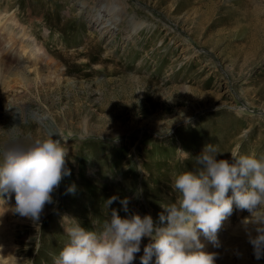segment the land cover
<instances>
[{"label": "rangeland", "instance_id": "rangeland-1", "mask_svg": "<svg viewBox=\"0 0 264 264\" xmlns=\"http://www.w3.org/2000/svg\"><path fill=\"white\" fill-rule=\"evenodd\" d=\"M102 5L116 21L96 29L88 16ZM3 24L18 51L24 34L50 60L2 55L0 146L58 131L70 175L38 222L15 213L14 192L0 194V264H53L64 225L98 231L113 209L166 226L173 177L197 171L206 145L230 163L233 152L264 158V0H0ZM250 215L233 205L228 255L214 253L215 264H264ZM153 242L142 238L132 264Z\"/></svg>", "mask_w": 264, "mask_h": 264}, {"label": "clouds", "instance_id": "clouds-1", "mask_svg": "<svg viewBox=\"0 0 264 264\" xmlns=\"http://www.w3.org/2000/svg\"><path fill=\"white\" fill-rule=\"evenodd\" d=\"M187 119L186 118V122ZM58 131L51 130L27 142L16 140L0 146V194L15 193V213L38 222L46 204L52 203L51 193L65 175L67 151ZM215 145H206L195 157L197 171H184L173 177L172 187L178 200L162 205L159 216L166 226L155 227L150 215L133 214L121 218L116 209L97 231H86L78 222L65 227L66 243L53 256V264H132L140 252L143 237H150L140 257L141 264H215V254L202 251V234L218 246L217 232L233 212V205L247 210L244 225L254 226L257 235L247 229L248 241L256 260L264 258V158L252 154L231 153L232 161L217 159ZM189 156L188 154H185ZM231 189L232 195L228 196ZM75 186L68 189L74 193ZM118 200L110 197L106 207ZM128 212V199L121 200ZM166 213V214H165Z\"/></svg>", "mask_w": 264, "mask_h": 264}, {"label": "bare ground", "instance_id": "bare-ground-1", "mask_svg": "<svg viewBox=\"0 0 264 264\" xmlns=\"http://www.w3.org/2000/svg\"><path fill=\"white\" fill-rule=\"evenodd\" d=\"M100 8H101V10L99 9L94 14H89L88 18H89L90 24L92 26L96 27V29L98 27L100 28V26H102L103 28H111V27H113V24H114L113 21H116L114 19V17H112L110 15V13L106 14V11H105L106 7H104V5H102ZM4 26L5 25L3 24L0 27V56L2 57L0 59V67L6 68L5 65H4V61H3V56L2 55L7 56L9 51L15 52V53H17L19 55H24V54L27 53L29 55V57L35 58L34 61H36V63H35L36 65H40L42 59H45V60L49 59V55L42 48V46H38V44L36 43V41L32 37L25 36L24 34H22L21 38L25 37V38H27L28 42H31V43H29L28 45H25L24 47L21 46L20 50L18 51V49H16L14 41H12L11 38L9 39L8 36L6 34H4L5 31H6L4 29ZM29 47H30V49L27 50ZM52 62L53 61H49L48 65L50 66V63H52ZM229 226H230V222H229V218H227V219H225L222 222V226L217 232L218 246L217 245H213L212 242L208 241L201 234L199 239H200L201 243L204 245L203 249H201V250L206 252V253H216V254H220V255H222V254H224V255L227 254L228 255V250H229L230 247L228 245V242L226 241V238L222 237L223 236L222 231L224 229H228ZM244 227L245 228L247 227V229L249 230L250 226L247 225V226H244ZM246 234H247V232H246ZM225 235H226V233H224V236ZM221 264H228V262L225 260V261H222Z\"/></svg>", "mask_w": 264, "mask_h": 264}]
</instances>
